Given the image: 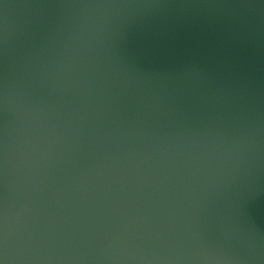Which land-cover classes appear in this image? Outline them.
Instances as JSON below:
<instances>
[{
	"label": "water",
	"instance_id": "water-1",
	"mask_svg": "<svg viewBox=\"0 0 264 264\" xmlns=\"http://www.w3.org/2000/svg\"><path fill=\"white\" fill-rule=\"evenodd\" d=\"M0 264H264V0H0Z\"/></svg>",
	"mask_w": 264,
	"mask_h": 264
}]
</instances>
